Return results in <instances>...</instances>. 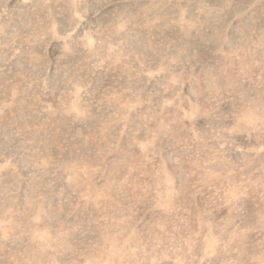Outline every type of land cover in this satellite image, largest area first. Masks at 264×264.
<instances>
[{"label": "rangeland", "instance_id": "obj_1", "mask_svg": "<svg viewBox=\"0 0 264 264\" xmlns=\"http://www.w3.org/2000/svg\"><path fill=\"white\" fill-rule=\"evenodd\" d=\"M0 264H264V0H0Z\"/></svg>", "mask_w": 264, "mask_h": 264}]
</instances>
